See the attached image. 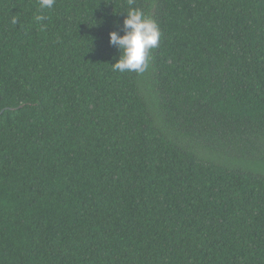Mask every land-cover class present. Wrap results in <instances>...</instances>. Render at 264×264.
<instances>
[{"label": "trees", "instance_id": "obj_1", "mask_svg": "<svg viewBox=\"0 0 264 264\" xmlns=\"http://www.w3.org/2000/svg\"><path fill=\"white\" fill-rule=\"evenodd\" d=\"M0 112V264H264V0H0Z\"/></svg>", "mask_w": 264, "mask_h": 264}, {"label": "clouds", "instance_id": "obj_2", "mask_svg": "<svg viewBox=\"0 0 264 264\" xmlns=\"http://www.w3.org/2000/svg\"><path fill=\"white\" fill-rule=\"evenodd\" d=\"M135 0H128L129 5ZM56 0H39L41 8L51 9ZM42 21L44 16L34 18ZM123 35L117 31L109 33V44L116 46L119 58L112 64L114 71L121 73H144L148 68L149 53L158 47L161 31L157 21L145 15L140 8H132L126 12L123 20Z\"/></svg>", "mask_w": 264, "mask_h": 264}, {"label": "rangeland", "instance_id": "obj_3", "mask_svg": "<svg viewBox=\"0 0 264 264\" xmlns=\"http://www.w3.org/2000/svg\"><path fill=\"white\" fill-rule=\"evenodd\" d=\"M260 159H262V162L260 163V166L258 165V168L264 172V153L263 155L260 157Z\"/></svg>", "mask_w": 264, "mask_h": 264}, {"label": "water", "instance_id": "obj_4", "mask_svg": "<svg viewBox=\"0 0 264 264\" xmlns=\"http://www.w3.org/2000/svg\"><path fill=\"white\" fill-rule=\"evenodd\" d=\"M1 113V112H0Z\"/></svg>", "mask_w": 264, "mask_h": 264}]
</instances>
